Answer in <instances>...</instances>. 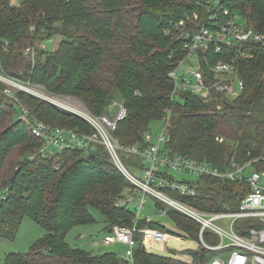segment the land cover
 I'll use <instances>...</instances> for the list:
<instances>
[{
  "label": "trees",
  "instance_id": "16d2710c",
  "mask_svg": "<svg viewBox=\"0 0 264 264\" xmlns=\"http://www.w3.org/2000/svg\"><path fill=\"white\" fill-rule=\"evenodd\" d=\"M196 4L194 0H0V72L14 78L29 71L25 79L44 84L54 95L76 98L96 115L122 100L128 113L118 121L115 136L125 145H144L151 122L171 111L167 146L175 153L206 160L222 170L233 161L257 159L255 165L264 169V47L240 62L245 91L239 97L229 100L219 95L205 101L190 92L172 97L168 72L184 55V41L172 23ZM227 6L264 32V0H232ZM55 35L60 38L55 52L41 51L37 58L48 52L45 61L32 66L25 58L26 46ZM210 56L221 57L214 52ZM4 89L0 82V239L14 240L25 217L46 229L29 252L8 254L5 264H120L114 253L94 255L72 248L65 235L77 224L95 222L93 210L101 214L106 229L114 224L132 226L135 211L115 206L130 190V182L103 146L87 155L80 149L40 154L44 140L17 119L18 104L53 126L84 133L94 129L47 101L24 91H17L16 99ZM125 160L134 165V158ZM195 181L198 195L184 200L205 211L236 210L250 189L247 182L210 175ZM171 216L177 229L188 237L198 236L200 225L193 219L174 211ZM138 225L146 223L139 220ZM148 225L159 228L155 222ZM188 254L189 259L176 258L138 247L134 264H203L208 253L195 248Z\"/></svg>",
  "mask_w": 264,
  "mask_h": 264
},
{
  "label": "built area",
  "instance_id": "2783aa9c",
  "mask_svg": "<svg viewBox=\"0 0 264 264\" xmlns=\"http://www.w3.org/2000/svg\"><path fill=\"white\" fill-rule=\"evenodd\" d=\"M194 1L197 3L196 9L188 12L182 20L172 23V28L184 41L181 47L184 55L168 72L173 84L172 97L190 92L205 101L219 95L233 100L245 91L240 62L252 59L256 48L264 47V32L251 26L248 17L238 10L230 9L227 4L232 0ZM46 48L43 40L26 46L24 52L32 66L38 54L46 51ZM213 52L221 57L211 60ZM0 80L69 110L94 129L93 133H84L76 128L53 126L38 120L28 108L18 104L20 113L17 119L26 124L33 135L44 140L40 154L52 156L64 150L80 149L87 155L103 146L113 164L130 182V190L118 199L115 206L135 211L133 225H111L102 239L104 245L118 242L127 245L125 256L120 257V264H134V253L138 247L176 258L189 255V250H192L181 248L175 255L170 254L166 242L189 237L185 231L146 215L144 210L149 198L162 205L159 209L164 214L180 212L200 225L197 248L208 253L203 264H264V169L255 165L257 159L243 163L233 161L230 167L222 170L206 160L175 153L167 146L170 141L171 111H166L164 128L159 134L148 131L144 145H125L115 136L118 121L128 113L120 101L116 100L112 105L119 108L114 117L109 114L96 115L84 107L67 105L61 98L66 96L38 90V86L31 82L22 84L2 74ZM12 89L5 87L4 93L18 99L16 91ZM221 106L219 104L218 108ZM219 139L223 140V137ZM125 157L134 158V165L129 166ZM185 174L191 177L189 181L180 179ZM209 175L247 182L250 189L236 210L205 211L184 200L198 195L199 182L195 179ZM137 193H141L140 199L136 198ZM139 220H144L146 226H139ZM151 222L157 223L159 228L148 225ZM109 228H112L111 232ZM207 235L211 236L210 239L206 238ZM215 253L216 256H213Z\"/></svg>",
  "mask_w": 264,
  "mask_h": 264
},
{
  "label": "rangeland",
  "instance_id": "374dc122",
  "mask_svg": "<svg viewBox=\"0 0 264 264\" xmlns=\"http://www.w3.org/2000/svg\"><path fill=\"white\" fill-rule=\"evenodd\" d=\"M43 42L46 44V51L50 53L55 52V48L57 44L59 45V36L55 35L49 38L43 39ZM58 47V46H57ZM48 52L46 53H41L38 58H36V64L41 65L45 61V58L48 55ZM27 58V56L25 57ZM0 74L4 75L3 73L0 72ZM29 71H21L19 74L16 75V77H8L10 80H14L17 82H20L22 84H27V82H31L34 85H37L36 87L38 90L48 92L46 86L44 84H39L34 81H32L30 78L25 79L27 75H29ZM31 75V74H30ZM5 87L13 88L12 90L14 91H23L20 90L19 88L14 87L13 85L11 86L9 83L1 81ZM47 90V91H46ZM29 95L35 96L31 94L30 92ZM59 96V95H58ZM39 100H44L47 101L44 98H40L38 96H35ZM63 101L69 106L73 105L76 107H83L82 103L77 100L74 97H61ZM118 101V100H117ZM123 103L122 100H119ZM49 102V101H47ZM113 101L109 106L105 108L104 114H109L110 116L114 117L116 113L118 112L119 108L118 106H112ZM51 103V102H49ZM52 104V103H51ZM54 105V104H52ZM56 108L58 107L59 110H62L63 112L69 113V114H74L70 113L69 110L59 107L54 105ZM165 122L163 119L160 120H154L150 124V130L153 134H159L163 128H164ZM59 154V153H58ZM251 170V169H250ZM179 177V176H178ZM186 179L190 180L191 177L187 174H185L180 179ZM136 198L140 199L141 193L136 194ZM138 201V200H137ZM136 205V202L133 203V206ZM146 215H150L153 219L159 220L161 223H165V225L175 227L177 228V224L175 219L171 215L164 214L162 210L159 209V207L156 205V202L153 199L149 198L147 209L144 210ZM95 214L96 221L91 222L89 224H77L71 228L68 233L65 235V241L72 247V248H78L80 250H83L87 253H92L94 255H101L105 254V252H110L114 253L115 255H118L119 257H124L126 250H127V245L122 242L114 243V244H103L102 239L104 238V234L106 232V223H103L102 216L99 212L96 210L92 211ZM165 230H169L168 228H164ZM46 229L42 228L37 222H35L34 219L31 217H25L19 227V231L16 235V238L14 240H7V239H0V264H5L6 261V256L10 253H16V252H21V253H27L30 251L31 246L36 242L38 239L42 238L45 236ZM198 239L197 237H189L187 239H178V240H169L165 244L168 246V250L170 254L175 255V253L181 249V248H187V249H195L198 246ZM213 256H216L215 254H212ZM181 257H184V259H189L188 255H180Z\"/></svg>",
  "mask_w": 264,
  "mask_h": 264
},
{
  "label": "water",
  "instance_id": "95a60500",
  "mask_svg": "<svg viewBox=\"0 0 264 264\" xmlns=\"http://www.w3.org/2000/svg\"><path fill=\"white\" fill-rule=\"evenodd\" d=\"M92 155L94 156V154H92ZM108 231L111 232L112 231V228H109Z\"/></svg>",
  "mask_w": 264,
  "mask_h": 264
}]
</instances>
